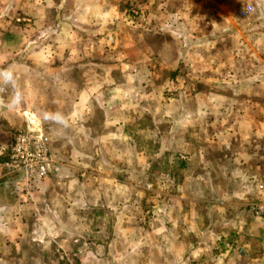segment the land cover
Returning <instances> with one entry per match:
<instances>
[{
  "label": "crops",
  "instance_id": "0c3cea01",
  "mask_svg": "<svg viewBox=\"0 0 264 264\" xmlns=\"http://www.w3.org/2000/svg\"><path fill=\"white\" fill-rule=\"evenodd\" d=\"M15 1H0V9H27L31 0ZM128 1L140 4L144 12L139 25L125 20ZM35 3V25L39 32L43 25L51 26V34H47L50 46L33 54H41L47 62H58L51 73L63 72L67 87L78 92L64 126L71 128L74 119L86 120L87 123L74 129L90 133V119H85L84 113H88L96 98L103 109L106 131L102 136L117 137L131 121L139 120V99L133 98V94L145 97L149 105L162 88L161 70L152 72L148 62L157 57L159 68L166 63V70L176 69L177 62L184 63L197 92L192 95L185 92L177 101L193 112L166 114V118L160 113L150 115L168 123L178 117L181 127L178 142H170L184 161L179 167L180 186L178 194L171 197L174 208L168 209L166 226L175 227L176 231L184 229L187 219L195 221L197 217L181 213V206L187 201L210 200L214 204L212 213L225 215L237 235H248L242 240L245 246L251 237L264 239V221L236 208L253 194L256 182L264 181V0H35ZM247 7L252 9L249 14L245 11ZM4 22L0 18V24ZM168 25L171 27L166 30ZM170 33L175 40L188 41L189 45L182 43L176 51L168 44L166 36ZM16 55L12 49L0 50V58L7 57L2 60L7 62L0 60V232L3 233L24 230L18 219L13 221L11 213L8 215L14 204L9 202L13 198L6 190L15 185L7 179L2 165L11 135L25 128L24 115L38 105L42 89L32 82L22 84V74L42 73L48 67L18 66L21 70L17 73L11 62ZM175 74L176 71L164 79L166 85L174 81ZM2 87L6 89L5 95ZM224 92L227 95L223 96ZM125 106L130 113L121 111ZM166 128L171 130V124ZM75 135L84 138L83 134ZM169 135L166 134L168 141ZM52 143L53 153L57 154L53 138ZM62 167V162L55 161L49 171L57 173ZM179 211L180 220L176 214ZM17 214L21 215L20 211Z\"/></svg>",
  "mask_w": 264,
  "mask_h": 264
},
{
  "label": "rangeland",
  "instance_id": "374dc122",
  "mask_svg": "<svg viewBox=\"0 0 264 264\" xmlns=\"http://www.w3.org/2000/svg\"><path fill=\"white\" fill-rule=\"evenodd\" d=\"M136 4L135 1L125 4L128 24L136 22L139 25V21L144 20V12L140 4ZM35 6V0H31L27 9H0V18L6 21L0 24V50L17 52L11 60L17 73L21 70L18 66L48 65L42 73H23L25 77L22 76L21 81L42 88L38 105L29 108L27 114L34 115L43 124L51 164L62 162L63 167L57 173L48 170L41 180L31 182L15 175L6 176L15 185L6 190L13 198L9 202L14 204L8 215L11 213L13 221L18 219L17 223L22 224L24 230L18 232L16 227L17 231L0 232V264H264V239L251 237L245 246L242 240L248 235H237L225 215L212 213L214 204L210 200L187 201L181 206V213L197 217L195 221L187 219L184 229L176 231L175 227L166 226L168 209L174 208L171 197L178 194L180 186L179 167L184 161L170 142H178L181 127L178 117L168 123L150 115L160 113L166 118V114L193 112L177 101L185 92L191 95L197 92L184 63L177 62L176 69L166 70V63H161L159 68L157 57L148 62L152 72L161 70L162 88L157 90L154 102L149 105L145 97L133 94V98L139 99V120L131 121L117 137L102 136L106 131L103 109L96 98L88 113H84L85 119H90V133L74 129L87 123L86 120L74 119L71 128L64 126L67 111L76 101L78 92L76 88L67 87L63 72L51 73L56 67L54 63L58 62H47L41 54H33L35 50L45 51L50 46L47 34H51V26L47 24L39 32L34 22L37 21ZM49 16L48 13L47 20ZM173 36L170 33L166 38L176 51L182 43L189 45L188 41L175 40ZM45 39L47 41L42 43ZM175 71L174 81L166 85L164 79ZM26 88L28 91V86ZM2 93L6 94L5 87ZM121 111L131 112L128 106ZM168 124L171 130L166 128ZM79 133L84 138L76 137ZM166 134H170L169 141ZM52 138L58 155L53 153ZM259 183L254 184L253 194L236 206L256 220L261 219L252 214L249 205L260 197ZM16 211L21 215H16ZM176 214L180 220V211Z\"/></svg>",
  "mask_w": 264,
  "mask_h": 264
},
{
  "label": "built area",
  "instance_id": "2783aa9c",
  "mask_svg": "<svg viewBox=\"0 0 264 264\" xmlns=\"http://www.w3.org/2000/svg\"><path fill=\"white\" fill-rule=\"evenodd\" d=\"M24 117L25 128L11 135L2 166L6 175L19 176L31 182L47 175L52 159L41 120L34 115L26 114ZM257 191L260 197L249 208L256 218L264 220V182L257 185Z\"/></svg>",
  "mask_w": 264,
  "mask_h": 264
},
{
  "label": "clouds",
  "instance_id": "9594fccd",
  "mask_svg": "<svg viewBox=\"0 0 264 264\" xmlns=\"http://www.w3.org/2000/svg\"><path fill=\"white\" fill-rule=\"evenodd\" d=\"M245 11L247 12V14H249L252 11V9L251 8H245Z\"/></svg>",
  "mask_w": 264,
  "mask_h": 264
}]
</instances>
